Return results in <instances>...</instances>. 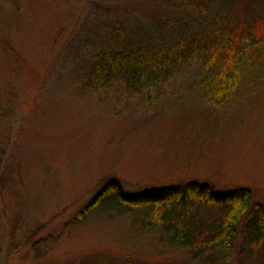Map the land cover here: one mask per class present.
Instances as JSON below:
<instances>
[{
	"label": "rangeland",
	"instance_id": "374dc122",
	"mask_svg": "<svg viewBox=\"0 0 264 264\" xmlns=\"http://www.w3.org/2000/svg\"><path fill=\"white\" fill-rule=\"evenodd\" d=\"M209 3L197 15L172 0H0V264H200L185 250L154 249L126 216L82 211L115 176L130 193L212 179L264 203V82L216 108L195 69L152 105L122 106L81 81L101 49H154L211 19L264 23V0ZM246 261L264 264V242Z\"/></svg>",
	"mask_w": 264,
	"mask_h": 264
},
{
	"label": "trees",
	"instance_id": "16d2710c",
	"mask_svg": "<svg viewBox=\"0 0 264 264\" xmlns=\"http://www.w3.org/2000/svg\"><path fill=\"white\" fill-rule=\"evenodd\" d=\"M172 1L197 15L210 9V0ZM200 26L176 35L170 44L161 40L154 49L150 45L101 49L82 70L83 87L99 97L115 94L125 107L132 101L152 105L165 95L170 80L195 69L206 101L224 108L241 85L256 87L264 82V23L254 28L231 26L224 19L215 24L211 19ZM213 181L193 177L185 183H155L130 193L115 176L104 181L82 211L107 218L114 213L126 216L132 231L154 237V249L185 250L200 264H230L240 236L237 261L247 264V257L264 242V203L254 201L247 186L219 190Z\"/></svg>",
	"mask_w": 264,
	"mask_h": 264
}]
</instances>
